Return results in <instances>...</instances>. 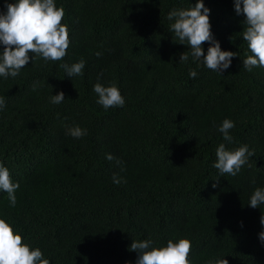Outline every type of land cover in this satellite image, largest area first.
<instances>
[{
    "label": "trees",
    "instance_id": "trees-1",
    "mask_svg": "<svg viewBox=\"0 0 264 264\" xmlns=\"http://www.w3.org/2000/svg\"><path fill=\"white\" fill-rule=\"evenodd\" d=\"M14 2L0 0V13ZM54 2L69 30L65 57L0 76V164L20 185L15 207L0 190V218L50 264H136L133 241L181 238L191 264H264V204L249 205L264 188V68L243 66L251 53L234 0H203L214 39L237 54L221 74L190 54L180 63L191 49L168 14L198 0ZM81 58L83 75L67 76L61 65ZM96 83H114L124 106L104 109ZM61 91L65 100L51 103ZM225 119L235 125L230 142L218 130ZM75 126L87 134L72 137ZM221 143L254 151L234 177L213 166Z\"/></svg>",
    "mask_w": 264,
    "mask_h": 264
},
{
    "label": "clouds",
    "instance_id": "clouds-1",
    "mask_svg": "<svg viewBox=\"0 0 264 264\" xmlns=\"http://www.w3.org/2000/svg\"><path fill=\"white\" fill-rule=\"evenodd\" d=\"M6 7V13H0V44L4 45L0 52V76L17 77L30 59L34 61L42 57L47 62L60 61L65 57L70 39L67 25L62 24L65 15L63 7L58 8L54 0H16L14 3H7ZM234 7L238 15L243 14L246 17L242 36L251 55L243 59V66L248 71L254 67L264 68V0H234ZM210 11L203 0H198L189 9L172 10L168 14V20L174 21L170 27L179 43L189 45L191 49L180 55V63L187 62L190 54L194 61H200L208 69L221 74L230 67L232 58L237 54L222 50L220 42L214 39ZM205 42L210 43L207 55L202 47ZM96 55L99 57L101 53L97 52ZM61 67L69 77L83 75L85 61L81 58L71 66L63 64ZM189 75L195 78L197 72L190 68ZM35 88L34 85L33 90ZM93 91L98 95L97 103L104 109L123 107L125 104L124 97L114 83L107 87L96 83ZM64 100L63 91L51 97L53 104H60ZM4 106L5 101L0 98V110ZM234 126V122L229 119L222 122L218 130L223 133L224 140H232L229 130ZM68 134L81 138L87 134V130L75 126L68 129ZM253 155L254 151H249L247 145L228 150L221 143L216 149L217 160L213 166L219 170L221 176L228 174L234 177ZM106 159L111 161L114 157L106 154ZM117 163L120 161L117 160ZM113 182L119 184L121 178L114 175ZM19 187L18 182H12L9 169L0 164V190L7 193L12 207L17 203L15 193ZM261 204H264V188L258 187L251 195L249 205L256 208ZM260 222L264 225V215ZM259 238L264 242V231L259 234ZM130 251L139 254L136 264H191V242L187 238L178 241L170 239L164 247H153L151 240L133 241ZM0 264H50V261L44 258L41 249H32L29 244L24 243L22 235L9 222L0 218ZM208 264H213V261ZM214 264L229 262L226 259H217Z\"/></svg>",
    "mask_w": 264,
    "mask_h": 264
}]
</instances>
